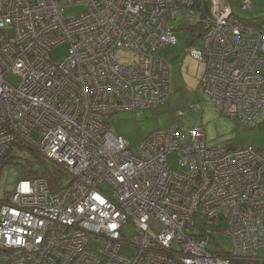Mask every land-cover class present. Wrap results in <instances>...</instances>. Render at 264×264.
Segmentation results:
<instances>
[{
  "label": "built area",
  "instance_id": "obj_1",
  "mask_svg": "<svg viewBox=\"0 0 264 264\" xmlns=\"http://www.w3.org/2000/svg\"><path fill=\"white\" fill-rule=\"evenodd\" d=\"M196 2L0 0V172L18 142L70 175L56 189L45 177H23L0 195V264L258 259L263 150L210 146L202 125L185 130L176 122L150 132L134 152L106 121L119 110L168 100L172 64L158 51L178 43L172 23L181 18L203 28L201 35L191 31L186 48L205 64L200 88L225 115L243 126L257 124L264 107V20L245 22L231 0ZM241 3L252 8L251 0ZM71 4L83 10L68 17ZM206 4L210 9L203 12ZM198 39L201 45L194 46ZM63 42L70 43L69 52L54 63L47 53ZM118 49L136 60L120 61ZM170 153L185 170L171 167ZM219 233L230 237V251L208 248L205 236ZM100 238L102 248H91ZM123 245L133 251L122 253Z\"/></svg>",
  "mask_w": 264,
  "mask_h": 264
},
{
  "label": "rangeland",
  "instance_id": "obj_2",
  "mask_svg": "<svg viewBox=\"0 0 264 264\" xmlns=\"http://www.w3.org/2000/svg\"><path fill=\"white\" fill-rule=\"evenodd\" d=\"M252 8H242L241 0H231L235 13L241 18H254L264 15V0H251ZM83 10L82 5L71 4L66 6V16L74 17ZM182 19L172 23L178 27ZM178 43L160 48L158 54L172 64V92L168 100L154 108H138L119 110L116 114L107 116V125L116 135L121 136L128 146L135 152L145 137L155 129L171 128L178 122L183 129L195 125H202L206 131L207 141L210 146H252L264 151V107L257 116L255 126H243L236 120L222 113L207 97L200 88V79L205 72V64L192 57L186 48L191 35L189 28H176ZM194 46L201 45L197 40ZM70 49L69 42H63L53 46L47 53V57L54 63H58L66 57ZM118 59L122 62H134L136 55L126 49H118ZM9 80L19 82L20 78L10 74ZM195 104V106H193ZM180 112L182 115L179 117ZM17 159L13 163H4L0 172V195L5 192H12L19 180L23 178L24 169L30 168L29 161L34 167L47 165L54 170L48 160L46 164L36 162L27 148L14 147ZM38 153L46 157L39 149ZM47 158V157H46ZM29 160V161H28ZM168 160L171 167L178 170H185L180 165L177 153H170ZM40 168V167H39ZM69 175V174H68ZM70 178V175H69ZM107 186V184H105ZM203 219L199 220L203 224ZM134 233V226L127 224L125 235L130 238ZM208 240V248L211 251L231 250V239L225 234L205 236ZM103 240H93L90 247L100 249ZM133 248L123 245L122 253H130ZM258 256L264 258V246L258 250Z\"/></svg>",
  "mask_w": 264,
  "mask_h": 264
},
{
  "label": "trees",
  "instance_id": "obj_3",
  "mask_svg": "<svg viewBox=\"0 0 264 264\" xmlns=\"http://www.w3.org/2000/svg\"><path fill=\"white\" fill-rule=\"evenodd\" d=\"M202 1L203 0H197L196 7L201 6ZM209 9H210V6L206 4L205 8L202 9V11L208 12ZM242 19L248 23H254V22L260 23L261 21L264 20V16L254 17L250 19L249 18H242ZM182 27L185 29L186 28L191 29V31L195 32L197 35H201L203 33V28L201 26V23L199 22H197L194 25H188L186 22H183L177 27V29L182 28ZM16 146L20 148H27L31 152V155L33 156L34 160L40 164H46L47 161L50 160L46 157H43L40 153H38V151L34 147L28 146L26 144L18 143V142L16 143ZM16 159H17L16 149L12 147L11 150L7 153L3 161V164L7 162L13 163ZM31 162L34 163V161H29L30 168L24 169V172H23L24 178L25 177H45L48 179L51 186L55 189L61 187V185L66 183V181H68L69 179V175L64 171V169L53 161H51L52 162L51 164L53 165L54 170L49 169L47 165L34 167V165H31ZM242 263L243 264H264V258H261L258 256L257 260L242 261Z\"/></svg>",
  "mask_w": 264,
  "mask_h": 264
},
{
  "label": "water",
  "instance_id": "obj_4",
  "mask_svg": "<svg viewBox=\"0 0 264 264\" xmlns=\"http://www.w3.org/2000/svg\"><path fill=\"white\" fill-rule=\"evenodd\" d=\"M226 147L229 148V149H234L235 145L234 144H227Z\"/></svg>",
  "mask_w": 264,
  "mask_h": 264
},
{
  "label": "crops",
  "instance_id": "obj_5",
  "mask_svg": "<svg viewBox=\"0 0 264 264\" xmlns=\"http://www.w3.org/2000/svg\"><path fill=\"white\" fill-rule=\"evenodd\" d=\"M260 16H264V15H260ZM259 17V16H258Z\"/></svg>",
  "mask_w": 264,
  "mask_h": 264
}]
</instances>
